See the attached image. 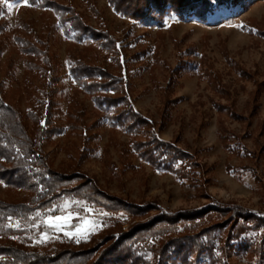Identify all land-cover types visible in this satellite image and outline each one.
I'll use <instances>...</instances> for the list:
<instances>
[{
  "label": "rangeland",
  "instance_id": "obj_1",
  "mask_svg": "<svg viewBox=\"0 0 264 264\" xmlns=\"http://www.w3.org/2000/svg\"><path fill=\"white\" fill-rule=\"evenodd\" d=\"M113 1L0 3V93L18 109L29 136L34 135L30 116L36 118L40 105L54 102L52 122L62 131L41 141L42 161L50 171L89 181L99 192L130 205H148L150 210L134 217L112 213L66 192L44 201L26 217L18 214L2 221L0 215V244L40 255L71 253L101 244L106 232L117 228L127 231L157 214L198 211L216 202L228 205L225 209L240 207L264 217V0H229L220 6L208 0L212 11L204 13V19L180 17L166 6L161 16L150 15L154 14L150 10V16L141 20L121 15ZM52 2L80 14L85 28L109 34L117 54L102 51L91 35L76 37L75 29H64ZM40 40L51 63L45 75L27 66L26 43L40 46ZM76 60L123 80V95L117 96L140 115L145 128L127 134L122 121L112 128L108 120L112 112H101L70 73ZM47 81L56 88L50 98L43 93ZM71 114L78 119L70 120L66 115ZM37 120L46 127L44 120ZM148 138L170 144L188 158L172 171L154 168L146 155L142 159V150L134 149L135 143ZM22 188L0 181V202L33 205L30 193ZM205 193L208 197L202 196ZM53 207L56 211L50 212ZM229 213L218 218L228 223L233 219ZM57 215L66 219L56 223L67 226L58 231L46 227L48 218ZM227 223L211 235V256L201 254L195 264H264V225L244 226L250 229L228 241L232 227ZM77 227L85 233L79 242L64 234ZM170 237L146 235L134 242L131 263L182 264L166 259L159 263L157 253ZM8 260L0 255V264Z\"/></svg>",
  "mask_w": 264,
  "mask_h": 264
},
{
  "label": "trees",
  "instance_id": "obj_2",
  "mask_svg": "<svg viewBox=\"0 0 264 264\" xmlns=\"http://www.w3.org/2000/svg\"><path fill=\"white\" fill-rule=\"evenodd\" d=\"M228 1L214 0V3L220 6L221 4L225 5ZM112 3L115 10L121 15L135 20L145 19L150 15L156 16L159 14L161 16L166 6H169V10L180 17L185 14H192L199 19H204L203 14L212 11V3L208 0H116ZM50 6L60 16L64 29L70 27L75 29L77 31L76 37L82 34L91 35L102 51L117 54L115 42L111 40L109 34L85 28L86 26L80 19L81 15L69 7H63L61 3L52 2ZM150 10H153L154 14L151 13L147 16ZM68 11H70L69 15L64 14ZM39 44L40 46L26 43L25 52L28 54L27 59L29 60L27 66L28 69L30 66L31 70H41L42 74L45 75L50 71L51 63L41 40ZM34 57L38 61L34 62ZM73 63H75V66H71L70 73L75 76L76 82L82 87V91H85L97 105H100L101 112H104V114L112 112L109 113L111 115L108 118L110 124L112 123V128L118 125L120 121H122L120 125H124L127 134L145 128V122L140 118V115L123 106V96H117L123 95L121 92L124 87L123 80H119L108 70L99 66L86 65L80 60ZM50 85L47 81L43 86L45 98L53 97L56 91V88H51ZM71 107L68 106L67 109H71ZM54 108V102L40 105L39 115L37 114L36 118L34 115L30 116L32 122H34V135L29 136L21 121V114L18 109L6 102L0 93V181H3L6 185L25 187L27 192L30 193L31 202H33L31 206L22 203L7 204L0 202L2 221H5L8 216L18 217V214L26 217L30 211L43 207L45 202L66 192H74L77 196L112 213L124 212L132 217L144 216L148 213L150 210L147 208L148 205H130L122 202L99 192L97 187L91 185L89 181L81 182L74 180L76 177L73 175L56 174L45 166L41 155L42 138H45L46 135L50 136L55 131H62L60 126L52 122L55 113ZM220 108H223V106ZM66 116H70L68 118L73 121L79 117L72 114ZM37 118L44 120L46 127L40 126ZM114 122L115 124H113ZM69 125H67V128L72 127V124ZM134 149L136 151L142 150V152L140 151L142 159L145 160L146 155L150 158H146L149 164L157 169L163 166L165 169L172 171L174 165L178 162L184 163L185 158H188L187 154L179 149L156 139L150 140L148 138L143 142H137L134 144ZM36 167L38 172L34 169ZM180 169L183 170L185 167L181 166ZM28 172H32V174ZM184 176L186 175L182 177ZM16 177H19V179L22 177V180L19 181ZM25 181H27L26 184H24ZM202 196L208 197L206 193ZM225 207H228V205L216 202L208 204L204 209L198 211L157 214L146 223L135 224L127 231L117 228L106 232V236L101 239V244L82 248L71 253L63 250L54 253L53 256H50V254L40 255L34 251L27 252L13 244L9 246L0 244V255L9 259L8 262L3 264H61L63 261L65 264H132L131 260L134 258L132 245L134 242H139L146 235L163 236L164 234H171L172 237L162 242V247L157 253L160 258L159 263L166 259L182 264H195L201 254L208 253L211 256L214 251L211 235L214 231L223 229V226L227 223L224 222V218H222L223 221L218 218L223 217L224 213L230 212L228 217H233L228 222L232 227V231L228 233L229 235L226 238L228 241L237 238L240 233L247 232L250 229L244 228V226L259 224L258 229L264 225V217L246 212L240 207L232 206L228 209H225ZM206 217H208L206 223L202 222L203 224L200 225V222ZM214 218L216 220H213ZM2 221H0V232ZM179 226L183 227L180 231L177 230ZM252 228L255 230L254 226ZM203 237L205 240H203ZM154 254L156 255V253ZM59 259L61 261L57 263Z\"/></svg>",
  "mask_w": 264,
  "mask_h": 264
},
{
  "label": "snow or ice",
  "instance_id": "obj_3",
  "mask_svg": "<svg viewBox=\"0 0 264 264\" xmlns=\"http://www.w3.org/2000/svg\"><path fill=\"white\" fill-rule=\"evenodd\" d=\"M0 3H7V0H0ZM22 3L24 5H28V6H31L29 0H22ZM16 5H12V4H7V7L9 8H12V7H15ZM43 124V121L41 122ZM50 212H55L56 211V207H53L52 209L49 210ZM62 219H66L65 217H62V216H50L48 218V220L46 221V224L45 226L50 228V229H53V230H60L64 227H66L67 225L66 224H59V223H56V221H60ZM94 230V229H92ZM92 230H89L87 232L88 235L91 234V231ZM66 236H68L69 238H76L77 242H79V238L78 237H82L83 235H85L84 232H82V230L80 228H76V230L74 232H65L64 233ZM42 236H47V233H43ZM38 242H43V239H41L40 241Z\"/></svg>",
  "mask_w": 264,
  "mask_h": 264
}]
</instances>
